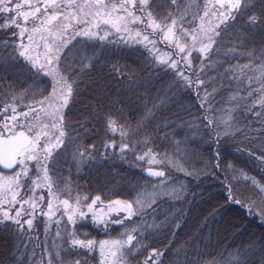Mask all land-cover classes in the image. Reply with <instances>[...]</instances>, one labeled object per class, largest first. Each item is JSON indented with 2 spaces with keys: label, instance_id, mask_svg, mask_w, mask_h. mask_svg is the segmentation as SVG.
<instances>
[{
  "label": "clouds",
  "instance_id": "obj_1",
  "mask_svg": "<svg viewBox=\"0 0 264 264\" xmlns=\"http://www.w3.org/2000/svg\"><path fill=\"white\" fill-rule=\"evenodd\" d=\"M7 8L0 264H264V0Z\"/></svg>",
  "mask_w": 264,
  "mask_h": 264
},
{
  "label": "rangeland",
  "instance_id": "obj_2",
  "mask_svg": "<svg viewBox=\"0 0 264 264\" xmlns=\"http://www.w3.org/2000/svg\"><path fill=\"white\" fill-rule=\"evenodd\" d=\"M3 0H0V3H2ZM31 0H8V8L5 10L12 16V21L15 22L20 17H24L25 19L28 18V16L31 14L29 10ZM158 6L163 8L164 4L158 3ZM4 11H0V19L3 18ZM242 215V214H238ZM87 225H85L86 227ZM258 230V226L255 225V222L249 223L248 228L246 231H252V230Z\"/></svg>",
  "mask_w": 264,
  "mask_h": 264
},
{
  "label": "trees",
  "instance_id": "obj_3",
  "mask_svg": "<svg viewBox=\"0 0 264 264\" xmlns=\"http://www.w3.org/2000/svg\"><path fill=\"white\" fill-rule=\"evenodd\" d=\"M250 223H252V222H250ZM87 227V226H86Z\"/></svg>",
  "mask_w": 264,
  "mask_h": 264
}]
</instances>
